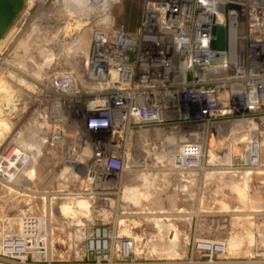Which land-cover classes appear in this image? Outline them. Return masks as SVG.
<instances>
[{
    "label": "built area",
    "instance_id": "obj_1",
    "mask_svg": "<svg viewBox=\"0 0 264 264\" xmlns=\"http://www.w3.org/2000/svg\"><path fill=\"white\" fill-rule=\"evenodd\" d=\"M112 4L82 18L76 68L58 53L36 78L9 67L29 86L0 145V183L17 198L0 219L4 260L142 264L150 247L179 244L223 256L206 217L227 180L264 167V0H140L133 26ZM219 26L222 49L211 46ZM214 129L240 147L228 162L209 159ZM142 176L148 194L134 202L124 190L144 188Z\"/></svg>",
    "mask_w": 264,
    "mask_h": 264
},
{
    "label": "rangeland",
    "instance_id": "obj_2",
    "mask_svg": "<svg viewBox=\"0 0 264 264\" xmlns=\"http://www.w3.org/2000/svg\"><path fill=\"white\" fill-rule=\"evenodd\" d=\"M66 1L67 0H61L62 3H65ZM112 3L113 2H110V4ZM54 4H55L54 0H51L50 2H47L46 4L39 7L34 5L30 11V16L32 20L31 21L29 20V25L31 24V22L35 20V18H38L37 16L41 14V12H44V15L46 13L47 20L53 22L54 24L53 27L47 31L48 35L55 34L58 30L61 29L63 30L67 24L74 25L73 24L74 22L72 23V21H76V18H73L71 20H68L67 18L69 17L68 14H70L73 11V9L66 10V14H64L63 12L64 10L63 11L60 10L61 6L60 5L55 6ZM139 5H140V0H123L120 3H115L113 5V8H114V12L116 14H119L121 19H123L125 23L130 25L132 23H135L136 20L138 19ZM73 6L74 5H72V7ZM48 11H50L49 14ZM26 19H28V17ZM18 25L19 24L16 19L14 26L15 29L13 31L15 35H17V37L15 38L14 41H10V37L7 36V34H4L3 37L0 39L1 49L5 48L6 43L9 44L6 50L0 49V56H4L7 59L10 58L7 55H9L10 52H12V50L18 49L21 40L28 33L29 25H27V27L25 28L22 26V24L21 26L19 25L20 26L19 31L16 29L19 27ZM73 31L74 30H72V32ZM41 35L44 36V33H42ZM68 37L70 38V35H68ZM9 67H10L9 65L0 62V75H2L6 70L12 71V68ZM16 86L18 87L17 90L22 89L23 91V88L19 84ZM2 104L4 107L5 104L4 103ZM5 111L6 110L2 112L5 113ZM10 121L12 124L11 119ZM10 130L8 129V132ZM211 141L213 145L212 148L214 152L217 153L218 155H222L226 152L231 153V151L237 152L240 150L239 145L232 146L229 142V139L223 136L216 139L213 138L211 139ZM262 162L264 164V149L262 153ZM244 183L246 185H244L243 193L245 196L243 198H241V196L239 195L242 194V192H239L234 187H230L228 184H226L227 187L229 188V190L226 189L227 196L218 200L219 206L216 205L217 210H220V212L217 213L218 216L208 215L206 217L207 222L205 223L204 235L206 237H211V238L217 237V238H224L227 240L228 237L232 234L245 235L246 233L253 232L257 239L254 242L255 244L252 243L250 245H247L246 243H244L242 246L236 249H229L228 244H226V253L223 256H216V255H212L211 257L202 256L201 258H199L200 261H202L201 264H264V254L263 253L261 254V252H264V249H262L264 247L261 245L260 236L257 237L258 232L261 231V230L258 231V229H260V227L261 229L264 228V224L261 223L262 219H264V214H263L264 213V167L260 168L259 172L258 173L256 172V174L253 175L252 182H244ZM232 188H234V190ZM8 196L12 197V194L11 195L7 194L6 188L0 183V219L4 214H8L11 216L15 215L16 210L12 208L16 206L17 198H13L12 202H9ZM233 209H236V212L233 211ZM246 210L252 211V213L249 214V216H251L252 219H248V221L253 220L254 226L257 225L256 228L257 230L256 229L252 230L250 227H248L245 224V222L247 221L245 219ZM213 219H215L214 222L220 219L223 225L216 227L215 230L214 227L209 225V221H212ZM184 249L185 248L180 244L174 245L172 247L171 246H157L154 248L150 247L149 250L151 251V255L146 254V256L150 258V261L143 262L142 264H188V261L190 260L193 262L199 260L197 258L199 255L197 252L194 251L191 253H186ZM152 250H154V253L152 252ZM62 263L68 264L64 262H59V263L56 262V264H62ZM0 264H33V262L27 261L26 263H21L17 259L4 260L0 257ZM190 264H197V263H190Z\"/></svg>",
    "mask_w": 264,
    "mask_h": 264
},
{
    "label": "bare ground",
    "instance_id": "obj_3",
    "mask_svg": "<svg viewBox=\"0 0 264 264\" xmlns=\"http://www.w3.org/2000/svg\"><path fill=\"white\" fill-rule=\"evenodd\" d=\"M48 0H28L23 6V9L20 13L14 18L9 28L5 31L4 34L10 37V41H14L17 35L14 33L15 20L17 19L18 24L25 28L29 25V20L32 18L30 16V11L34 5L37 7L41 6ZM108 1V2H107ZM115 0H67L65 3H62L61 0H54L55 6L60 5L61 11L66 14V10L73 11L68 14V20L76 18V21H72L74 25L67 24L64 29L58 30L55 34L48 35L47 31L53 27V22L48 21L46 16L47 14L41 12L33 22L28 27V33L21 40L18 49L12 50L9 56L10 58H5L4 56H0V62H3L9 66H18V70L22 72L34 76L35 78L40 76L44 71L43 68L49 65L51 59L54 58L55 53L62 57L65 63L70 64L72 68H76L78 65V55L86 50L87 47V38L85 34L79 33L78 28L84 24L82 23V18H87L92 11L98 9V5L101 7H105V5H110V2ZM37 3V4H36ZM109 3V4H108ZM72 5H74L72 7ZM58 10V9H57ZM59 10V11H60ZM58 11V12H59ZM50 11H48L49 14ZM61 13V12H60ZM28 17V19H26ZM103 20H107L108 16L106 14H102L100 16ZM67 22V21H66ZM17 25V24H16ZM18 25V26H19ZM20 26L16 28L18 31ZM72 30H74L72 32ZM44 33V36L41 34ZM70 35V38L68 37ZM68 37V40H67ZM9 44L6 43L5 48L1 50H6ZM20 85L22 88L28 87L29 83L26 82L23 77L16 75L14 72L6 70L2 75H0V145L6 139L11 129V121H10V113L11 110L14 109L13 101L14 94L21 96L22 89L17 90L16 85ZM31 86V85H30ZM5 106L3 107V104ZM5 111L3 113L2 111ZM8 129L10 130L8 132ZM221 129V128H220ZM214 129L212 131L213 138H220L223 134H221L222 130ZM5 133V134H4ZM216 136V137H215ZM35 139V133L30 132L28 136L25 138L22 131H19L18 141L22 144H25L27 147H31L35 143L33 141ZM212 138V139H213ZM212 141L210 142V154L209 159L212 163L215 162H228L230 158V153L226 152L222 155H218L214 152L212 148ZM39 148L35 146L34 158L38 156ZM63 173V171L61 172ZM247 173V172H246ZM247 175V174H246ZM249 176H242L241 179H231L230 187H234L237 191L242 192L239 194L241 198L245 195L243 193L244 182L249 181ZM142 180L144 181L145 187L142 189L136 188H126L124 190V196L133 200L134 202L139 200L140 197L147 196V186L150 183L149 178L142 176ZM243 180V181H242ZM234 188H232L234 190ZM240 201V200H239ZM76 205L79 207H86L87 202L84 200H78ZM224 205V204H223ZM63 211L68 213L70 208L68 206L63 207ZM257 230V229H256ZM261 230V231H259ZM257 237L260 236L261 245L264 247V228L258 229ZM256 236L253 232L246 233L245 235L232 234L227 239V244L229 249H236L242 246L244 243L250 245L256 241ZM255 244V243H254ZM227 248V249H228ZM264 249V248H262ZM264 252H261V254Z\"/></svg>",
    "mask_w": 264,
    "mask_h": 264
},
{
    "label": "water",
    "instance_id": "obj_4",
    "mask_svg": "<svg viewBox=\"0 0 264 264\" xmlns=\"http://www.w3.org/2000/svg\"><path fill=\"white\" fill-rule=\"evenodd\" d=\"M24 0H0V39L9 28L14 18L23 9ZM215 38L211 41V46L216 49L224 48V29L219 26L213 30Z\"/></svg>",
    "mask_w": 264,
    "mask_h": 264
},
{
    "label": "crops",
    "instance_id": "obj_5",
    "mask_svg": "<svg viewBox=\"0 0 264 264\" xmlns=\"http://www.w3.org/2000/svg\"><path fill=\"white\" fill-rule=\"evenodd\" d=\"M232 181H231V178L229 179V180H227L226 181V184H228L229 186H230V184L229 183H231ZM224 185V184H223ZM247 190V189H246ZM250 213H252V211H250V210H246V215H248V214H250ZM264 214V213H263ZM259 223V222H258ZM257 223V224H258ZM261 223H263L264 224V219H262V222ZM245 224L248 226V227H250L252 230H255L256 228H257V225L256 226H254V221L253 220H250V221H246L245 222Z\"/></svg>",
    "mask_w": 264,
    "mask_h": 264
},
{
    "label": "trees",
    "instance_id": "obj_6",
    "mask_svg": "<svg viewBox=\"0 0 264 264\" xmlns=\"http://www.w3.org/2000/svg\"><path fill=\"white\" fill-rule=\"evenodd\" d=\"M133 25H134V23L130 24L129 26H133Z\"/></svg>",
    "mask_w": 264,
    "mask_h": 264
}]
</instances>
